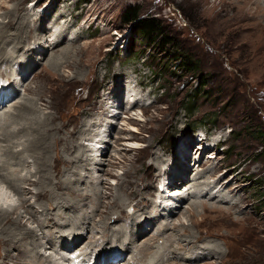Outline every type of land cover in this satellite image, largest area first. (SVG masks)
Returning <instances> with one entry per match:
<instances>
[{"label": "rangeland", "instance_id": "obj_1", "mask_svg": "<svg viewBox=\"0 0 264 264\" xmlns=\"http://www.w3.org/2000/svg\"><path fill=\"white\" fill-rule=\"evenodd\" d=\"M198 1L202 2V0L90 2L0 0V5L20 7L24 12L29 9V14L43 13L45 19L42 22L40 19L35 21L33 29L53 25L48 31L47 29L45 32L42 31L43 35L45 34L42 49L46 45L44 56L39 54L31 56L30 53L28 59H25L28 48L24 47L14 55L23 63L8 57L0 64V78L4 80L3 82L7 81L5 84L14 93L9 100L6 99L7 101L0 105V122H10V116L18 112L19 103L29 102L32 106L38 104L36 106L43 113L54 115L53 124L56 123L54 127L62 129L57 133L59 137H64L65 133L74 137L83 126V122L89 123L94 119L88 128L94 130L93 136L99 133L100 136L99 138L88 136L82 140V144L94 151V145H99L97 141L100 138L106 142L100 144L102 146L100 149L106 150L104 152V149H99L98 156L94 152L85 153V156L89 155L88 158L96 159L97 162H93L91 166L89 163H80L82 166L79 164L78 170H75L73 163L60 160L61 153L66 151L64 146L58 144L57 158L60 161L54 156L53 164L47 168L50 169L48 177L50 176L52 181L53 177H58L62 181V184L56 182L55 185L58 186L60 193H63L61 195L63 199L53 208L44 206L47 203L45 194L39 197L40 199L36 198L34 193L38 184L31 186V190L23 184L22 190L28 191L25 201V198L24 200L19 198L0 181V204L19 206L18 212L22 220L18 228L24 231L27 228L36 230L39 226L40 241L37 243L41 251L39 253L45 257L38 256L36 264H78L79 260L81 264L93 262L96 264L109 252H115L112 251L114 249L122 252V255L117 259H114V254L113 258L110 255L112 260L108 264H166L171 261L170 255L173 251L187 252L191 247L198 246L206 248L207 245L202 244L216 245L221 255L216 252L198 254L197 261L188 263L184 260L190 254L185 252L182 257L186 258L178 257L181 263L173 261L172 264H264V138L261 136L264 135V54L253 53L255 40L248 37L249 32H242L240 25L225 28L216 21L212 22L213 15L221 10V6L200 5ZM129 7H137L141 18L156 19L161 28L174 40L177 48L156 47L151 50L148 41L138 36L133 25L123 18ZM3 13L4 10L1 11L0 8V15ZM56 28L63 35V39L51 38L50 35ZM25 40L28 42V37ZM52 40L61 45L57 49L60 51L57 54L62 62L68 57L61 53V49L65 47L64 43L77 40L73 51L68 52L71 59L77 61L76 65L64 67L61 70L63 75L55 82L51 81V76L52 74L55 76L56 71L49 65L54 56L51 55V51H47L50 43L55 45ZM38 42L41 43L38 39L34 40L32 32L29 47L34 48ZM0 43H3V40H0ZM7 46L9 51H15L13 46L12 49L10 45ZM182 59L191 62L195 70H182L183 65L180 64ZM10 75L12 76L9 77ZM121 83L126 85L134 83L135 94H138L140 102L128 115L124 112L129 109L123 110V106H120L118 111L121 112L116 119L107 118L103 115L105 108L103 109L104 106L101 105L103 101L109 102L107 99L105 101V98H109L107 96L109 89L112 87L114 89ZM126 100L127 96L124 101ZM44 103H53L52 109L44 108L42 106ZM110 103L105 105L106 109L112 105V102ZM108 119L113 121L112 128ZM94 123L96 125L93 127ZM133 127L137 132L130 131ZM231 130H234V133L230 134ZM201 131L209 132L211 135L209 144L213 147L201 156L192 152L188 157L189 153L185 152V160H181V163L188 166L187 174L192 173V177L178 185V189L182 191H177L178 194L186 198L179 202L177 198L179 195L175 194L169 198V193L175 187L167 185L170 176L166 173L170 175L174 173V171L170 173L169 170L174 167L177 160L175 152L178 147L181 145L182 149L185 148L183 140H196L194 145H198L201 143L199 136ZM132 136L136 138L130 139ZM91 139H96L95 143L89 141ZM19 143L20 141L16 142V150L22 148V145L18 146ZM76 145L80 149H76ZM76 145H73L70 151L74 154L79 150V156L75 157L79 159L84 155V145H81L79 140ZM215 145H218L217 148ZM3 146H6V143ZM208 153L209 156L216 153L218 158L209 160ZM157 154L167 161L164 166H158L155 159ZM28 156L30 158L22 174L26 176L28 173L29 183L37 180L39 175L36 174L38 160L29 153ZM151 159L154 162L149 166L147 163ZM207 160L211 161L212 168L216 169L217 173L214 176H223L217 180L223 181L221 183L223 188L218 190L215 198L213 196L216 192L210 197L205 193L200 194L201 196L197 193L195 196L192 195L194 181L184 186L192 181L194 174L198 172L197 167ZM80 168L84 170L80 171ZM69 176L81 181L68 182L70 185L68 184L67 188L64 184ZM206 180L212 181L210 173L205 172L199 182ZM146 185L149 187L146 188ZM118 187H123V192L117 190ZM66 188L76 190L69 193ZM94 188L98 189V194L94 193ZM53 193L56 195V192ZM136 194L137 197L144 195L145 205L149 204L148 196L156 198L159 203L164 197L167 200L169 198L171 202L176 200L182 209L178 207L180 212L176 211L174 215L163 212L167 216L157 209L154 219L172 225L169 230L162 231L166 233L152 245L142 244L144 240H151L156 233L157 221L147 222L142 227L145 232L138 239V245H121L124 242L115 238L104 243L102 232L105 226L107 228L105 231L108 229L113 231L111 230L113 226H116V229L119 225L127 226L124 208L126 213L133 215L137 203L128 205L126 199L132 201ZM194 200H203L201 204L205 207L192 209L191 203ZM151 202L152 200L150 204ZM235 203L236 206H233ZM66 204L68 207L60 211L59 209ZM34 214L38 217L37 223L35 219H31ZM138 215L144 222L147 213L138 212ZM78 216L80 220L77 219L78 223L72 227L71 224ZM113 217L115 220L119 217V221L115 222ZM15 219L9 220L7 227ZM107 219L110 220L108 223ZM46 220L47 223L44 225ZM122 227H119L121 232L128 237L129 228ZM168 234H172L178 243H183L184 248L182 244L174 245L175 249L167 250L170 245H164L163 239ZM53 235L57 238L52 239ZM77 237L80 239L72 243ZM6 238L7 236L0 238V264L35 263L36 257L32 254L33 247L37 246L28 247L31 244L27 242L28 237L24 239L25 241H17L18 243H13V240L5 241ZM193 238H197L194 245H185V241ZM70 242L72 245H68L71 247L68 251L64 246ZM113 242L119 245H113ZM104 262L106 263L107 259H104ZM99 264L104 263L102 261Z\"/></svg>", "mask_w": 264, "mask_h": 264}, {"label": "bare ground", "instance_id": "obj_2", "mask_svg": "<svg viewBox=\"0 0 264 264\" xmlns=\"http://www.w3.org/2000/svg\"><path fill=\"white\" fill-rule=\"evenodd\" d=\"M199 2L200 1H198L197 3L200 4V5H209V4H211L213 6H215V5L221 6V10L216 12L215 15H213L214 17L212 18V22L216 21L217 24H219L220 26H223L225 28H230L233 25H237V26L240 25L241 26L240 27L241 31L242 32H244V31L249 32V36L248 37L255 40L254 43H256V45H255V48L253 49V53L255 55L264 54V0H231V2H227V0H213L211 2H209L208 0H202V2H200V3ZM14 7H9V6L7 7V6H4L3 4L0 5L1 11L4 10L3 15H0V40H3V43H0V46H1L0 47V64L5 60L4 58L8 59V57L11 58L14 61H20L21 63H23L22 60H20L19 57H18L19 58V60H18V58L16 56L14 57V55L16 53H18L19 50L24 49V47L28 48V49L26 48L28 52L26 53L27 56H26L25 59H28V54H30V53H31V56L35 55V54H39L40 56H44L46 54V51H45L46 45H45V48L43 47V49H42V43H43L42 40H43V38H45L44 37L45 34L43 35L42 31L44 30V32H45L46 29L48 31L49 28L53 26V25L49 26V27L48 26H45V27L41 26V27H38L37 29H33L32 25L35 23V21L40 19V21L42 22L45 19L46 16L43 13H41V14H38V13L29 14L28 13L29 9L24 12V11H22V9L20 7H16V8H14ZM21 13H23V14H21ZM60 16L62 17V15H60ZM65 23H67V22H65ZM54 25L56 26V24H54ZM8 27H10V29H8ZM5 28H7V29L5 30ZM69 28H70V26H69ZM12 29H14L13 32L11 31ZM32 32H33L34 40L38 39L41 42V43L38 42L37 45L34 48H30L29 47V44H31V43H29V37L32 34ZM50 36H51V38H54V39H63V35L59 33V29H57V28ZM26 37H28V42H26V40H25ZM76 41L77 40H74L72 43H68V44L64 43L65 47H63L61 49V53L62 54L65 53V56L68 55V57L66 58L65 62L64 61L62 62L60 60V58H58V54H57L58 52H60L57 49L60 48L61 45L56 44V40H52V43H54L55 45H53V44L51 45V43H50V45H48L47 51L48 50L51 51V53H52L51 55H53L54 56L53 58H55V59L52 58V60H50V63H49L51 68L54 71H56L55 72V76H53V74H52L53 77L51 76V78H52L51 81L52 82H55L57 79H60V77L63 75L61 73V70L64 67L68 68V67H71L73 65L74 66L76 65L77 61L71 59V57L69 56V53L71 51H73V47H74ZM7 45H10L11 49H12V46H13L15 51L14 52L9 51ZM23 56H24V54H23ZM16 58H17V60H16ZM44 60H46V59H44ZM22 66H24V65L22 64ZM11 76L12 75H10L9 77H11ZM23 78H24V76H23ZM133 84L134 83H132V84L129 83L128 85H126L125 83L124 84L121 83L119 86H117V87L115 86L114 89H113V87L111 89H109V92L107 94V96L109 98H105V101L107 99V100H109V102L108 101L107 102L103 101V105H101V106H104L103 109L105 108L104 109L105 111H103L104 112L103 115H105L107 118L116 119V117L121 112V111H118V109H119L120 105L122 104V102L123 103L125 102L124 100H125L126 96H127V101L125 103L126 105L130 103V98L133 99L135 102H134V104L132 105V107L128 111L126 110V112L123 111L124 108H125V106H123V108H122L123 110L122 111L124 112V114L128 115V113H130L131 111L135 110V107L138 106V104L140 102V98H138V94H135L136 86L133 85ZM27 89H29V88H27ZM8 92L12 94L13 91H10V89L7 87V85L3 84L2 87H0V102L1 103L4 102L5 98L9 96ZM121 97H123V101L120 100ZM7 100H9V99H7ZM110 102H112V105L110 107H107V109H106L105 105L106 104L107 105L111 104ZM8 103H10V102H8ZM18 103H19V101H18ZM18 103H16V104L18 105ZM19 104L20 105L18 106V112L15 115H11L10 116V118H11L10 122L9 121H6L5 123L0 122V181L2 183H4L5 185H7L8 189L13 191L19 198H22L23 200L25 198V201L27 200L26 195H27L28 191H23L22 190V189H24V185L23 184L27 185V189L28 188L30 189L31 186L34 187V186H36V184H38L39 186L37 187V190L34 193L36 195V198H39L43 194H45V197H47V203L44 204V206H46L47 208H53L57 203L62 201L63 197L61 195H63V193H60V191L58 190V186L55 185L56 182H60L61 183L62 181L58 177H53L54 181H52V178L50 176L48 177L50 169H48L47 167H50L51 164H53L52 160H54L55 157H56V159L59 160V158H60V160L61 161L63 160V162L73 163V167L76 168L75 170H78V168L81 165L80 163H86V164L89 163V165L91 166L93 164V162H97V161H96V159L88 158L89 155L87 154L88 156H85V153L94 152L97 155V154H100L98 152L100 150H103V149H104V152H105L106 148L100 149V147H102L100 144H104L105 141H103L104 139L100 138V140L97 141V143H99V145H94V151H92V149L88 148V146H85L84 144H82V140L84 138H87L88 136H93L94 130L89 129L88 127L91 126L92 121L94 119L91 122H89V123H88V121L83 122V126L81 127V129L79 131H77V134L74 137H71L70 135H68V133H65L64 137H59L57 135V133L60 132L62 129L60 130V128L56 129L54 127V124H56V123L53 124V122L55 121V117H54L53 114H49L48 115V114L43 113L42 111H40L38 109V107H37L38 104H36L37 106L36 105L32 106V105L29 104V102L27 104L24 103V102H21ZM42 106L44 108H46V109H50L51 107H53V103H50V104L49 103H47V104L44 103ZM146 109H148V108H145V110ZM112 112H113V114L110 115V113H112ZM102 120L104 121V119H102ZM108 120H105V121H108ZM108 123L111 125L110 128H112L113 121L111 122V120H109ZM99 124L102 126L101 123H99ZM95 125H96V123L93 124V127ZM84 127H85V129H84ZM130 131L131 132H137L135 127H133V129H131ZM200 135L205 137V139L208 140V136L206 135V132H204V133H202ZM99 136H100V133L97 134V135H94L93 137L99 138ZM102 136H104V135L102 134ZM134 138H136V137H134ZM134 138L132 136L130 139H134ZM15 140L20 141V143L18 144V146H20V147L22 145V148L20 150H16L15 146H16V142H18V141L15 142ZM78 140H79L81 145H84V147H83V154L84 155H82L81 158H79V159L75 158L76 156H79V153H78L79 150L74 152V154H72V152L70 151V149H72V146L77 144ZM94 140L96 141V139H91L89 141H92V143H93ZM12 141H14V142H12ZM183 141H185L184 142L185 148L182 149L181 145L178 147V149L175 152V155H177V160L174 162V164H175L174 167H172L169 170L170 173H172L173 171H174V173L172 175L166 173L168 176H170L169 181L167 182V185L169 187H175V188H173L171 190V193L169 194V198L172 195H175V194L179 195L177 191H181V189H178V185H180L181 183H184L187 179H190V177H192V175H191L192 173H190L189 175L187 174L188 173V166L181 163V160L182 161L185 160V156H186L185 152L187 151L189 153L188 157L190 155H192V152H195V154L196 155L198 154L199 156L202 155V153H200L201 152V147H200L201 143L198 144V145H194L196 140L195 141L183 140ZM5 143H6V146H3ZM59 143H60V145L64 146V150L66 152H62L61 153L62 156L57 158L59 156V153L57 151ZM217 146L218 145H215L216 148H217ZM75 148L76 149H80V148H78V145H76ZM91 148H92V146H91ZM28 153H29L30 156H32L33 158L38 160V161H36V160L35 161H36V164H37V166H36L37 167L36 174L39 175V177H37V175H36L37 180L30 181L29 183H28V180H27L28 173H27L26 176H23V174H22L26 170L25 164L27 163L28 158H30L28 156ZM52 154H54L53 157L54 156L55 157L54 158L52 157V159H51L50 157H51ZM209 155L210 154L208 153L207 154V156H208L207 158L208 159L209 158L211 159L214 156V155H211V156H209ZM90 157H92V156H90ZM188 157H187V161L189 160ZM217 158H218V156L215 157V159H217ZM155 159L157 160L158 166L159 165L160 166H164V164L167 162L165 159H163V157H161V156L158 157V154H157V158H155ZM209 160L203 161L201 163V165H199L197 167L198 168V172H196L194 174V176L192 178V181H189V183L184 185V186H187L188 184H191L194 181V183L192 184L193 191L189 190V191H192L191 194L194 195V196H195L196 193L199 194V195L200 194L203 195L205 193V195L210 197V196H213L214 192H216L215 195L213 196L215 198V197H217L218 190L223 188V187H221V183L223 181L222 182L217 181L223 176H217V175L214 176L215 173H217V172H216L215 168L214 169L212 168V166H213L212 162L209 161ZM187 161H186V163H187ZM153 162L154 161L151 159L147 163V165L150 166V165L153 164ZM195 165L196 164H194V166ZM199 168H201V169L199 170ZM80 169H81L80 171L84 170V168H80ZM80 171H79V175L81 174ZM205 172L210 173L212 181L206 180V181H203V182H199V180L202 178V175L205 174ZM72 176H69L66 179V184H64V186L67 185V188L69 187V185H70L69 183L71 181H73V180L78 181V182L81 181V179H78L77 177H76L77 179H75ZM213 178H215V180ZM178 179H179V181H177ZM128 183L129 182H127V184ZM229 185H228V187H229ZM222 186H223V184H222ZM145 187L148 188L149 186L146 185ZM67 188H66V190L69 193L70 192H74L76 190L74 188H72L71 190H68ZM122 188L123 187H118L117 190L123 192ZM155 188H156V186H155ZM135 189H137V188H135ZM167 189H168V187H167ZM64 190L65 189H63V191ZM97 190H98L97 188H94V193L95 194H98ZM133 191H135V190H133ZM53 192H56V195H54ZM219 193H220V191H219ZM132 194H134V193L132 192ZM137 194H136V196H134V199H132V201L129 198L126 199V204L128 203V205L129 204H134L135 202L137 203L134 206V209L136 210V212L133 215L126 213V208H124V212L126 214V218L124 217V220L127 222V226L122 227V226L119 225V226H117L118 229H116V226H113V227H111V230H113V231H110V229L105 231L107 229L106 226H105V228H103V232H102V239H104V241H103L104 243L106 241L109 242L111 238H115V239H119V240L121 239L124 242L121 245H128V246H130V245H138V241H139L138 239L145 232V231L142 230V227L145 224H147V222H153V221L156 222L157 221L158 225H157L156 233L153 234V237L151 238V240H148V239L144 240V243L142 244L143 246L144 245L145 246L146 245H152L160 236H162V235H164V233H166V232L162 233V231L169 230L171 228V225H172V223L168 224V223L159 221L157 219L156 220L154 219V218H156V214L155 213H157V209L162 214H163V212H167L168 215H174V214H176L178 212L179 208L182 209V206L178 205V203L175 202L176 200L174 202H171L169 198L167 200L163 196H162L163 200L162 199L161 200L164 201V204H171L172 207L162 206V202L159 203V201H156L157 200L156 198L152 199V197H149V196H148V198L146 197L147 200L149 201V204L145 205L144 202H145L146 199L144 198V195L143 196L141 195V196L137 197ZM207 196H205V197H207ZM96 197H98V196L96 195ZM64 198H65V196H64ZM157 198H158V196H157ZM177 198H178L179 202L184 201L186 199L184 197V195H179ZM52 200L54 201L53 203H52ZM151 200H152V202L150 204ZM158 200H159V198H158ZM202 201L203 200H201V201L200 200L199 201H195L194 200L191 203L192 209H199V207H202V208L205 207L204 204H201ZM37 202H38V200H37ZM103 205H104V203H103ZM199 205H201V206H199ZM110 206H112L111 203H110ZM233 206H236V203ZM42 207H43V205H42ZM67 207H68V205L66 204V206L64 205V207H61L59 210L61 211L63 208H67ZM18 208H19V206H11V205H7V203H4L3 205L0 204V229H1L0 238L3 239L4 236H7V238L4 239L5 241L13 240V243H18V242H21V241H25L24 239L26 237H28V241L27 242H31V244L28 243L29 244L28 247H31L32 245L37 246V248L33 247L34 251H33V254H32L34 257H36L35 258V263H34V264H36V261L38 260V256L43 257V254L39 253L41 251H39V244L37 243V242L40 241L39 240L40 238H38V232L40 231V229H39V226H37L36 230L35 229H31V228H27L25 231L24 230H20L18 227L21 225L20 221L22 220L21 219L22 216L18 212ZM70 208L74 209V207H70ZM144 209H147V210H144ZM213 209H216V208H213ZM140 210H142V211H140ZM173 210H175V211H173ZM138 212L147 213V217H145L144 222H143V220L140 219V216L138 215ZM46 213H48V209H47ZM28 215L29 214H27V216ZM163 215L167 216L166 214H163ZM12 218H16V219L13 220V223H11V225L7 227V224L9 223L8 221L11 220ZM37 218L38 217L35 214L31 216V219H33V220L35 219L36 223L38 222ZM77 219L80 220V216H78L77 218L74 219L76 221L71 224L72 227L75 226L78 223L79 220H77ZM113 219H114V217H113ZM161 219H163V218H161ZM116 220L119 221V217H116ZM116 220H115V222H117ZM109 221L107 219L106 223H108ZM46 223H47V220L45 221L44 225H46ZM173 225H175L177 227V225L175 223H173ZM119 227H122V229L125 228V227L127 229L129 228V232H130L129 236L126 237L125 234L121 232V229ZM79 228H84V227H79ZM181 228H182V225H181ZM182 229H184V227ZM73 230H75V229H73ZM115 230H116V232H115ZM76 231H74V233H76ZM165 236H163V237H165ZM55 238H57V237L55 235H53L52 239H55ZM79 239H80V237H77L76 240H74L72 243H76V241H78ZM163 240H164V245H170V246H168L167 250L175 249L174 245H182L183 244V243L181 244V243H178L177 241H175L173 239L172 234H168V236L165 239H163ZM196 240H197V238L196 239L193 238L191 240L189 239L188 241H185V245H188V244L194 245ZM66 242H68V241H66ZM72 243L71 242L68 243V244L65 243L66 246H64V248L69 251L71 249V247H68V245H72ZM113 245H119V244L114 243ZM202 245L203 246L207 245V246H206V248L201 247V246L191 247L190 249L188 248L189 250L187 252L186 251L182 252L180 250L181 252L177 253L176 251H173V253L170 255V257H172V258H170L171 261L166 262V264H172L173 261H177V262L181 263L178 259L179 258L180 259L186 258V257H182L183 256L182 254L185 253V252L190 254V256H188L187 259L184 260V261H187L188 263L189 262L192 263V261H194V262L197 261L198 257H199L198 254L205 255V253L208 254V253L212 252V254H213V253L216 252L219 256L221 255V253H220L221 251L219 250V248H217L216 245H212V246H211V244L210 245L209 244H202ZM182 246L184 248V244ZM139 248L141 249V246ZM213 249H214V251H213ZM178 250H179V246H178ZM199 250H201V252H199ZM112 251H115V252H112V253L109 252V254H107V256H105V258H103L99 262L103 261L104 264H108V263L111 262V257H112L113 254L117 253L118 256L122 255V252H120V251L118 252V251H116V249H114ZM110 255H111V257H110ZM48 258L50 259V257H48ZM104 259H107L106 263L104 262ZM99 262H96V264H99Z\"/></svg>", "mask_w": 264, "mask_h": 264}, {"label": "trees", "instance_id": "obj_3", "mask_svg": "<svg viewBox=\"0 0 264 264\" xmlns=\"http://www.w3.org/2000/svg\"><path fill=\"white\" fill-rule=\"evenodd\" d=\"M90 2L91 0H84ZM123 18L131 23L136 30L138 36L145 38L150 44L151 50L153 48H167L173 46L177 48L174 44V40L171 39L160 26V23L154 18H141L139 17V10L137 7H129L123 14ZM183 62V64H182ZM180 62L183 65L182 70L194 71L191 62L182 59ZM189 62V63H188ZM179 64V66H181ZM234 133V130H231L230 134ZM263 134V132H262ZM264 138V135H261Z\"/></svg>", "mask_w": 264, "mask_h": 264}]
</instances>
